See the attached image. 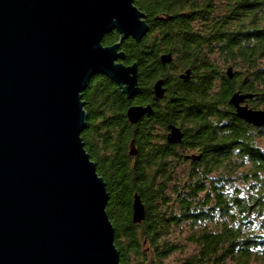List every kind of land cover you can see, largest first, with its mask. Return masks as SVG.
I'll use <instances>...</instances> for the list:
<instances>
[{
  "label": "trees",
  "instance_id": "trees-1",
  "mask_svg": "<svg viewBox=\"0 0 264 264\" xmlns=\"http://www.w3.org/2000/svg\"><path fill=\"white\" fill-rule=\"evenodd\" d=\"M133 1L148 25L140 42L120 46L122 64L137 66L135 94L105 76L81 94V139L106 185L119 263L166 264L190 246L179 264H264V150L255 144L264 128L236 118L229 104L238 92L264 111V0ZM118 41L112 32L102 45ZM167 54L172 62L162 66ZM186 70L188 82L180 79ZM158 80L161 100L152 93ZM132 106L151 112L130 125ZM171 125L184 135L179 145L166 140ZM135 194L145 207L139 225L131 221Z\"/></svg>",
  "mask_w": 264,
  "mask_h": 264
},
{
  "label": "water",
  "instance_id": "water-1",
  "mask_svg": "<svg viewBox=\"0 0 264 264\" xmlns=\"http://www.w3.org/2000/svg\"><path fill=\"white\" fill-rule=\"evenodd\" d=\"M112 32L119 41L103 46ZM147 32L133 0H0V264H120L106 185L81 139V94L105 76L132 97L137 66L122 64L120 46ZM160 61L169 65L171 55ZM225 73L233 78L231 67ZM190 77L191 70L180 75ZM152 93L163 99L161 80ZM252 98L237 92L229 104L236 118L264 128V111L247 105ZM150 112L132 106L126 119L135 125ZM167 130V142L179 145L182 131ZM131 209L132 223L141 224L145 207L136 194Z\"/></svg>",
  "mask_w": 264,
  "mask_h": 264
},
{
  "label": "rangeland",
  "instance_id": "rangeland-1",
  "mask_svg": "<svg viewBox=\"0 0 264 264\" xmlns=\"http://www.w3.org/2000/svg\"><path fill=\"white\" fill-rule=\"evenodd\" d=\"M264 63V62H263ZM255 144L261 149L264 150V135H261L255 140ZM190 154V153H187ZM179 239V236H175L174 240ZM193 253V248L186 246L184 253H175L166 260V264H179L185 258H188Z\"/></svg>",
  "mask_w": 264,
  "mask_h": 264
}]
</instances>
